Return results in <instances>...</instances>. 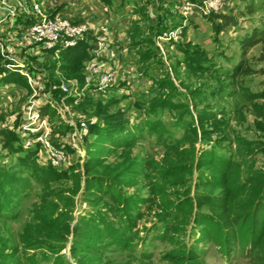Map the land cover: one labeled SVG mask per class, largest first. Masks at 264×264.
Segmentation results:
<instances>
[{"label": "rangeland", "instance_id": "1", "mask_svg": "<svg viewBox=\"0 0 264 264\" xmlns=\"http://www.w3.org/2000/svg\"><path fill=\"white\" fill-rule=\"evenodd\" d=\"M234 1L226 0L225 5ZM259 1V9L234 15L239 26H226L215 40L212 21L207 15L195 11L197 14L192 13V18L183 11L188 2L199 3L200 0H127L128 5L134 2V7L133 4V8L129 6L127 13L118 9L119 16H129L127 27L123 26L127 35L121 40L115 39L119 46L112 49L109 42L108 48L113 50V58L120 66L117 71L123 76L118 75V82L103 91L87 90L75 77H67L64 65L53 52L37 50L36 46L26 43L15 48V56L35 65L31 78L37 77L40 81L42 76V89L36 93L27 92L15 84L0 82V130L13 131L22 138L24 147H36L34 162L40 167L64 173L58 178L48 173L45 177L34 178V173L24 171L27 168L20 169L16 155L8 149L5 137L0 134V173L3 176L0 190L12 201L8 213L0 215V264H171L161 260V254L167 250L183 255L188 264H224L217 253L218 244L209 235L202 237V232H208L210 226L205 218L216 223L214 231H217L211 233L213 236L226 230L229 237H240L245 242L258 231V221L262 220L264 211L258 213L257 208L251 216L252 209H248V205L252 201L246 197L250 187L243 186L239 191L231 187L251 172L264 169V156L259 154L247 167L242 166L257 146L254 144L246 149L242 140L252 138L256 125H264V116L257 111V106L264 108V99L243 103L242 97L241 102L225 95L210 96L208 91L219 84L239 91L247 88V92L264 89V0ZM97 3L105 6L99 0ZM96 4L91 1L94 10ZM242 6L240 3L239 7ZM42 12L51 17L58 10ZM217 14L228 15L222 10L211 15ZM1 20L8 21L4 15ZM157 20L166 30L154 35L152 43L138 45L141 38L150 37V28H154ZM83 21L71 19L73 23ZM22 28L5 29L0 35L3 46H12V40L18 42L23 38ZM183 28L185 32L177 39L162 40L164 31L179 32L178 29L183 31ZM96 29L91 27L83 36L84 40L93 43L90 32ZM252 31L263 39L247 45L244 51L239 41ZM113 38L117 37L109 36L111 41ZM184 40L205 51L220 72L241 64L240 77L235 84H229L217 73L192 75L182 67H175L170 45ZM153 43L158 48L159 64L156 58L142 60L140 57L144 48L149 49ZM147 64L152 67L144 73ZM81 73L86 78L88 71L83 68ZM163 80L166 82L160 98L172 95L181 102L180 105L176 103L180 107L165 108L151 115L152 107L142 103L156 94L154 88ZM62 84L70 91L64 93L60 89ZM36 103L39 110L42 106L48 107V115H41L42 120L47 117L46 125L28 131L24 118L29 106ZM95 103L107 109L95 112ZM209 115L223 116L227 125L217 126L206 119ZM100 116L128 121L131 126L141 124L135 134L141 135L134 138H137L134 143H124L123 139L116 140L118 143L107 142L103 131L88 126ZM212 149L228 154L232 166L228 175L219 177L224 186L220 185V180L213 184L207 181L202 187L199 184L201 175L219 172L210 160L204 161L202 157V151ZM174 165L177 170L172 173L170 168ZM12 178L28 180L29 184L22 186V183L23 191H12L9 185ZM205 195L218 203L227 198L232 204L226 205V201L224 207H210ZM173 202L179 205L186 202L187 211L180 215L177 224L168 228L166 241H151L149 238L153 239L155 232L145 230L154 226L161 232L158 230L162 226L154 222L157 216L163 218L170 211L167 205ZM198 214L204 216L201 218L204 222H199L200 217L195 219ZM102 225H108V230L116 232L118 237L126 231L127 225L136 228L139 238L150 232L151 249L157 244L152 258L138 260L127 253H118L114 247L106 248L104 239L99 238ZM243 241L227 242V247H239L237 253L243 248ZM141 245H137L138 253ZM253 245L252 262L237 263L238 255L234 251L227 261L264 264L259 261L264 259L261 251L264 245H257L256 241ZM118 254L122 256H116Z\"/></svg>", "mask_w": 264, "mask_h": 264}, {"label": "trees", "instance_id": "2", "mask_svg": "<svg viewBox=\"0 0 264 264\" xmlns=\"http://www.w3.org/2000/svg\"><path fill=\"white\" fill-rule=\"evenodd\" d=\"M99 1L106 6L117 7V9L122 8L123 5H125L126 3V0H99ZM245 13H249V11L246 10V12H244L243 14ZM206 17L210 21H212L213 31L215 33L213 38L215 40L216 39L218 40L217 36L225 29L226 26H234V25L236 27L238 26V22L236 21L238 18L236 16H232L229 14L228 15L209 14ZM159 22L160 21L157 20V22L155 23L158 24ZM157 24L154 26V28H150L151 29L150 37L146 39L141 38L138 45L140 44L146 45V43H152L153 41L152 38L154 35L161 33L162 30H166V28H163L160 25V23L158 25ZM182 32H185L184 28ZM256 34H257L256 31H252V33L249 34L248 36H244L243 38H241L239 41L240 47L244 50L245 48H247V45L251 46L255 44L257 41H260V39L262 38H258ZM170 46L173 47L172 55L174 56L172 58L174 60L175 67L177 66L182 67L189 74L193 75L196 73H202V74L217 73L218 77L225 78L227 81H229V84H232V85L235 84L236 80L240 77V73L242 69L241 64L234 66L232 69L227 70L226 72H220L216 70L218 69L216 63L207 56V53L203 50H200L196 45H193L191 41L184 40L178 43H172ZM90 48L91 46L88 45L85 41H81L77 43V45L74 47L60 50L59 55H58L59 62H61V64L64 65L62 66V68L64 69L66 73H68L66 74L67 77H75L77 80L80 81L81 84L83 83V85L85 84L86 79L83 78L81 70L84 68V60L89 59L92 56L90 53ZM157 49L158 48L154 45V43L150 44L149 49L144 48V50L141 52V55H140L141 59L149 60L151 58H156L155 62L158 63L159 61L157 60V52H156ZM2 65L3 64L0 58V82L1 83L15 84L18 87H23L27 92L30 91L27 88L26 79L23 76L15 72L7 71ZM150 67H152V64H149V65L147 64V66L143 70L144 73L147 71L146 69ZM165 82L166 80L158 82V85H156V87L154 88V91L156 94L153 97L148 98L143 103L139 102V103L146 105V107L148 106L152 107V110L150 113L151 115H154L156 114L157 111H160L165 108L179 109L178 107H180L178 105H180L181 102H178V100L172 97V95H167V96H163V98H160V92ZM56 92L57 94L60 93L58 90H56ZM208 92L210 96L225 95L237 101L239 100L241 101L242 98H244L243 103H249L251 101H255L258 98L264 99V89H262L261 91H257V92H254V91L247 92V88H242V90L239 91L236 88L230 89L224 86V84H219L215 88L211 87ZM177 102H178V105L176 104ZM95 104L96 106H94V108H96L97 110V111L95 110V112H101L107 109L106 106H100L99 103H95ZM257 111H259L260 115L264 116V108L259 109V106H257ZM40 113L42 115H48V107L42 106L40 108ZM100 119H102L101 116L99 119H97L95 123L90 124L88 126L90 129H96L99 131H103L104 133L103 136L107 138V142H110V141L116 142V140L123 139L124 143H127V144L134 143L135 140L137 139V138L136 139L134 138L138 137V135H141V134H138L137 136L135 135L137 130H139V127L141 126V124L139 125L136 124V125L131 126L129 125L128 121H123L119 119H110L108 117L102 120ZM206 119L214 122L217 126H220V127H225L227 125L223 116L216 115L214 117V116L209 115L206 117ZM179 121H180V118L178 119V122ZM0 131H1L0 134H2L3 137H5L7 141L8 149L16 155L17 160L20 163V169L27 168V170H24V171H28V174L34 173L35 175L33 174V177L36 179L41 178L42 176L45 177L46 173H48V175H53L55 178L61 177L60 175L64 173V171L58 172L57 170H54L52 168L47 169L45 167L44 168L40 167L38 163L34 162V158L36 157V153H37L36 147L34 148L24 147L22 144V138L14 134L13 131L12 132L8 130H5V131L0 130ZM130 137H132V140H130ZM242 141H243V144L246 146V149L247 147H252V145L254 144L257 145L256 148L252 152H250L251 155H250V158L248 159V162H245V163L244 161L242 162V166L245 165V167H247L248 164H251L254 161V159L257 158L258 154L260 156H264V125H259V124L256 125V132L252 134V138L249 140H242ZM154 143L156 145V141ZM155 145H153V148L156 147ZM201 153L203 154L202 157H204V161L210 160L212 166L215 168H218L217 170H219V172L216 171V173H209L208 175H201L199 178V184L202 187L208 184L207 181H210L211 182L210 184L217 183V182H220L221 180L219 178L220 176L223 177L224 175L225 177L226 175H228V172L232 166L229 162V158H227L226 156L228 154H226L225 152H219L218 150L216 151L215 149L202 151ZM170 169L172 170L171 172L173 173L174 170L175 171L177 170V167L174 165V166H171ZM122 173H124V171H122ZM1 177L3 176L0 173V179ZM9 183H10L9 185H10L11 190L15 191L16 189H21L20 186L22 185V183H23L22 186L28 185L29 181L27 180L26 182H24L23 180H15V178H12L11 181H9ZM220 183H221L220 185L224 186L222 180ZM252 185H254L255 187L252 188L251 187ZM243 186L250 187L248 190L249 193H247L246 197L252 201V203L250 202L251 204H249L251 206L248 205V209L250 210L252 209L251 216L253 215V213L256 212L257 208H259L258 213L259 211L263 212L264 211V169L255 170L251 172L249 176L243 179H240L237 182V185L235 187H231V190L234 189L236 191H239L241 187ZM205 201H207V205L210 207L217 206V205L219 206L221 205L220 207H224L223 203L224 202L226 203V201H228L226 205L232 204V202L228 200L227 198L223 199L221 203H218V202L213 201L212 199L210 200L209 196L207 195H205ZM11 204H12V201L8 200L5 192L0 190V215L7 214L8 209H9L8 207ZM179 204L180 203L175 204L174 202L169 203L167 205V209H169L170 211L163 218H160L159 216L156 217V221L154 222V224H158L162 226V229L158 230L161 232H157L154 226H153V229L151 230L150 229L145 230L146 232L148 231L155 232L153 239L149 238L150 232L148 233V236L146 233L143 237L139 238L136 232V228L131 225H127L126 231L120 237L117 236L116 232L109 231L108 225H104V226L102 225L103 230L101 231L102 233H100L101 235L99 238L104 239L103 242H104V245H106L105 246L106 248L114 247V249L118 253H127L128 256L138 258V260H142V259L148 260L152 258L153 251L154 249L157 248L156 247L157 244H156L154 245L153 249H151L153 242H149L148 238L151 241L157 240L158 243H162L163 241H166V233L168 231V228L177 224L178 220L180 219L179 218L180 215L183 216V212L187 211L186 202L181 204V205H184L182 206L184 209ZM177 210L179 212L178 214H175ZM202 216L203 215L198 214L195 219L197 220L200 217L199 222H204L205 219H206V222L210 221V226L208 225V232L201 231L202 233H204L202 237L209 235L208 237L214 240V243L218 244L217 253H220L221 256L219 257H221L224 260V264H232L227 261L229 259L230 252L234 251L236 253L239 247H235L233 249H231V247L228 248L227 242H231V243L235 241L242 242L243 241L242 238L229 237V234H226V230L213 236L211 233H216L217 231V230L214 231L216 223L211 218L201 219ZM261 217H262L261 218L262 220L258 221L259 223L258 231H255L254 234L249 236V238L245 242L243 241L244 242L242 244L243 248L241 249V251H238L236 253L238 255L237 263L238 262L249 263L253 261L252 256H250L252 249L255 248V245H253V242L256 241L257 245H264L263 244L264 216H261ZM166 220L168 222H166L165 224ZM221 233H222V236H220ZM91 241L92 239H90L88 242L91 243ZM221 242L223 243L221 244ZM138 243L142 244L141 245L142 247H140L141 251L139 253L137 252ZM261 251L262 253H264V246H262ZM86 253H89V255L92 254V252H89V251H87ZM116 256L121 257L122 254H118ZM182 257L184 256L179 253H173V251H168V250L161 254V260L168 261L171 264H188V261H186L185 258H182ZM259 261L262 262L264 261V259L262 260L259 259Z\"/></svg>", "mask_w": 264, "mask_h": 264}, {"label": "built area", "instance_id": "3", "mask_svg": "<svg viewBox=\"0 0 264 264\" xmlns=\"http://www.w3.org/2000/svg\"><path fill=\"white\" fill-rule=\"evenodd\" d=\"M8 1H11V4ZM27 1L29 0H0V6L6 12L4 16H6L7 20L9 19L10 21L14 18V11L16 12L18 8L17 5H19V8H23L28 3ZM225 2L226 0H200L199 3L188 2L183 11L188 15H192L193 11H197L202 15H209L213 12H221ZM29 5L28 17L30 21L22 29V31L24 30V37L20 38L18 42L12 40L10 42L12 46H7L9 48L3 46V41L0 38V56L4 68L7 71L23 76L29 84L30 90L36 93L37 90L42 89V76L40 81L36 80L37 77L32 80L31 77L34 76L33 70L36 69L35 65L27 64L23 59L15 56V48L22 47L26 43L27 46H36L37 50L53 52L55 56H58L60 50L74 47L80 41H84L83 36L91 30V26L86 21L73 23L69 17L64 16L60 12L49 17L42 12L37 0H30ZM2 23L0 19V35L5 30L1 27ZM180 29H178L179 32L167 33V31H164L162 33V37H164L162 40L177 39L178 35L182 33ZM90 34L93 37V43H90L92 56L84 62V68L88 71L84 87L87 90L103 91L118 82L119 72L117 70L119 68L117 65L119 62L115 60L110 62L113 55L110 54V50L108 49L110 40L106 32L102 29H96L90 32ZM60 89L64 93L70 91L68 86L63 84L60 86ZM48 103L51 104L50 101ZM41 115L38 103L29 106V110L26 112V117L24 118L28 131H35L37 128L46 125L47 117H42L44 119L42 120ZM39 139L40 141L42 140L41 138Z\"/></svg>", "mask_w": 264, "mask_h": 264}, {"label": "crops", "instance_id": "4", "mask_svg": "<svg viewBox=\"0 0 264 264\" xmlns=\"http://www.w3.org/2000/svg\"><path fill=\"white\" fill-rule=\"evenodd\" d=\"M38 3H40V7L43 11L47 12H53L54 10H58L61 14L64 16L69 17L70 19H73L74 21H86L92 28H98L102 29L104 32L108 34L110 37H117L113 38L114 40L111 41L112 49L113 47L117 46L119 44L117 40H121L122 37H125L127 35V31L123 29V26L127 27V22L129 21V16L122 14V16H119V10L117 7H109V6H100L98 3L96 4V0H37ZM91 1H93L96 4V10H94L91 6ZM127 1V0H126ZM248 1V2H247ZM23 8H18L16 10L17 15L15 18L9 21H5L2 23L1 27L2 29H8L9 27H13V29L17 28V26L20 28V26L25 27L28 24V21L30 18L28 17V10L30 9V0L27 1ZM259 0H235L233 3L228 2L226 5L223 6L222 11H225L229 15H236L240 13L246 12L248 10L250 13L253 12V10L259 9ZM9 4H11V1H8ZM242 3V8L239 7V4ZM250 3V4H247ZM133 4L125 3L121 9H124V12L127 13V9H129V6ZM259 5V6H257ZM132 7V6H131ZM132 7V8H133ZM123 12V11H122ZM121 12V13H122ZM133 13L134 11L131 10ZM5 11L0 6V19L5 15ZM197 14L195 11H193V15ZM192 15V18H193ZM15 23L16 25L14 26ZM13 24V25H12ZM239 26V23H238ZM23 29V28H22ZM20 29V31L22 30ZM18 31H16L17 33ZM263 39V38H262ZM88 45L91 46L89 41L84 40ZM113 43V44H112ZM119 46V45H118ZM111 49L110 54L113 55V50ZM91 53V51H90ZM1 58V56H0ZM87 59L84 60V62ZM116 61L117 59L113 58L110 60ZM2 62V61H1ZM117 65V64H112ZM4 67V65H2ZM118 68L120 67L119 64L117 65ZM120 69V68H119ZM123 76V73L119 71V76ZM121 80V79H119ZM31 91V90H30Z\"/></svg>", "mask_w": 264, "mask_h": 264}]
</instances>
